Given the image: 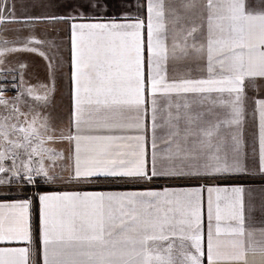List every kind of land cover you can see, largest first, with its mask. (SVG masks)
Instances as JSON below:
<instances>
[{"label": "snow or ice", "instance_id": "1", "mask_svg": "<svg viewBox=\"0 0 264 264\" xmlns=\"http://www.w3.org/2000/svg\"><path fill=\"white\" fill-rule=\"evenodd\" d=\"M67 3L76 11L75 16L69 13L67 17L42 19L85 20L91 18L85 15L90 9L108 7L106 3L102 5L101 0H67ZM184 7H195V0H187ZM146 11V20L126 15L125 22L113 18L109 23L71 24L73 122L77 134L57 136L46 118L37 127V121L41 120L39 114L29 121L25 113H20L25 116L26 126L11 127L23 133V142H8L26 151L34 139L39 144L31 147L23 171L13 166L11 177L0 175V186L9 185L11 192L26 191V185L39 189L43 184L65 179L90 182L92 178L111 177L136 183L155 177L213 176L247 170L238 148L231 160L227 155H220L223 149L219 133L222 126H236L239 132L245 89L251 87L259 91L257 81L264 80V0H256L255 4L250 0H205L201 15L205 16L206 24H193L186 32L181 26L173 35L171 46L167 21L171 16L174 24H178L182 19L178 10L167 8L165 0H147ZM4 22L5 17L0 14V23ZM180 33L183 35L178 39ZM197 33L205 44H197ZM18 50L0 48V56ZM188 57L203 60L207 76L170 80L169 61ZM172 93L219 95L206 112L186 117L183 135L179 128V106L175 117L168 113L164 125L170 129L166 141L169 147L158 160L154 135L149 167L143 135L144 121L149 115V97L155 132L157 119L163 114L157 97ZM34 99L46 103L47 95H36ZM217 102L225 109L223 117L214 110ZM7 103L0 99V104L7 106ZM255 105V113L259 115V163L264 172V99H255ZM14 111L19 112V109L14 107ZM82 126L107 134L81 136ZM5 127L0 122V137L8 140ZM190 137H195L191 146ZM173 138L176 139L173 141ZM62 139L75 140L74 165L67 177L55 171V159L63 158L62 155L44 147L47 141ZM232 139L239 145L238 135H232ZM114 145L117 148L124 145L130 150L113 151ZM44 154L52 160L51 165L43 162ZM32 156L41 157L36 167L32 166ZM5 159V151L0 147V174L9 171L3 165ZM13 183L15 187H11ZM202 191V188H194L163 193L38 194L43 264H204L205 256L207 264H248L249 256L264 258V228L246 226L244 189L240 187L231 189L233 196L225 198L223 207L221 190L207 189L209 225L205 253ZM213 192L217 193L215 207ZM0 199L8 197L0 195ZM31 203V198L0 203V244L31 245ZM213 219L216 221L214 230ZM224 219L232 223L222 227ZM156 241L168 242L163 249L166 255L157 250ZM174 248L178 257L172 255ZM28 257L29 247H0V264H28Z\"/></svg>", "mask_w": 264, "mask_h": 264}, {"label": "crops", "instance_id": "2", "mask_svg": "<svg viewBox=\"0 0 264 264\" xmlns=\"http://www.w3.org/2000/svg\"><path fill=\"white\" fill-rule=\"evenodd\" d=\"M187 0H165L167 8H175L178 10L182 19L178 24H174L171 16L168 17L167 27L169 39L168 43L171 46L172 37L177 34V30L183 26L185 32L193 25L204 24L203 16L201 12L203 10L204 2L203 0H195V7H187L184 5ZM107 4L108 7L102 6L97 9H90L85 15L91 17L85 20H68V19H57L48 20L42 19L43 17H67L69 13L72 16L76 15V11L68 6L67 0H0V14L5 17V22H22V23H33L34 26H47L52 31L51 38L45 39L43 36L31 37L30 42L27 38H18V46L16 49H21L22 46L26 45L33 51H28L32 56L29 60H19L15 65H17V71L21 77V91L23 95L21 100L25 102L20 104L19 108L25 106L27 107H39L40 109L49 108L53 109L57 113L56 118H52V124L50 118L47 119V123L50 129H55V134L59 136L61 133L65 137L68 135L75 136L77 134V129L74 124V85L72 81V23H109L112 22L113 18L117 22H125L123 17L128 16H139L140 19L146 20L147 17V0H101V4ZM36 18V19H33ZM206 21V20H205ZM2 24V23H0ZM183 33H180L177 38H181ZM197 35V44H205L206 41L199 33ZM146 39V37H145ZM44 40H46L44 42ZM34 41H39L36 43ZM192 40L189 38V43ZM42 44H50L49 58L51 61V66L49 70L39 69V66H43V62L38 59V54L42 48ZM10 48H15L11 46ZM168 77L169 79H181L185 77L190 78H204L207 76V72L204 70V61L196 57H188L187 59L178 61H169L168 65ZM148 69L145 67V73L147 75ZM42 81L44 85L53 91V96L50 99L47 93L39 92L38 90L24 91L25 84H36L38 81ZM248 82H246L247 84ZM23 84V85H22ZM257 85L259 91L251 87H246V99L244 102V115L242 118V123L239 126V132L236 130V126L231 128L227 126H222L219 136L222 140L223 151L220 155L223 157L227 155L228 159L231 160L232 156L235 154L238 148L239 154L245 164V172H229V173H217L213 176L201 175V176H184V177H155L151 180H143L140 182H127L122 184L125 187L118 189L107 188L110 183H99L100 179H115L123 180L122 178H92L90 183L95 184H85V182H80L72 186L69 185L68 188H62L61 184L57 185L54 183L43 184L47 187H59L57 189L43 192V193H62V192H79V193H128V192H158L163 193L165 190L169 192H179L181 190H188L194 188H202L201 196V227L202 232L205 236V253H206V236L208 231V198L209 194L207 189L209 187L214 189H220L219 195L221 196V205L225 204V198H231L233 196L231 189L240 187L244 191L242 193V199L245 208L246 226L249 228L259 229L264 228V172L260 170V145H259V115L255 113V99H264V80H258ZM47 95V102L36 101L34 97L36 95L44 96ZM219 94H197V93H172L166 96L157 97V104L163 109L162 117H158L157 125L158 127L153 131L150 102L149 97V115L144 121L145 129L143 131L144 147L146 152V159L149 162V167L151 166V157L153 152V137L156 138V152L158 154V160L163 154L164 150L169 147L167 141V133L169 132V127L164 125V120L167 118L169 112L175 117L177 113V106H179L180 120L179 128L181 130V135H183V129L187 126L186 117L187 116H197L199 113L206 112L209 107L213 106V100L218 97ZM17 96V95H16ZM205 97H209L205 99ZM217 113H220L223 117L225 109L219 106L218 102L214 109ZM66 115V116H64ZM41 120L37 121V127H39L40 122L44 119L42 116ZM29 121L32 118L28 119ZM173 123H176L173 120ZM198 123V122H197ZM11 124V123H9ZM8 124V125H9ZM159 125H164L160 127ZM197 125L194 123L192 125L195 128ZM11 130V128H10ZM43 131V129H41ZM49 134H52L49 132ZM81 136L89 135H105L103 130H96L89 128L87 126H82L79 133ZM232 135H238L240 143L236 145L235 141L232 139ZM176 138H173V141ZM195 137L189 138V146H191V140ZM3 140V139H2ZM9 141H19L23 142L22 137H13ZM84 141H82V144ZM134 143V141L132 142ZM215 143V141H214ZM34 145H38V140H33ZM32 144V145H33ZM44 147L54 150L58 156L62 155L63 158L55 159V171L67 177L74 165L75 158V140L69 141L68 139L47 141ZM3 150L5 151L6 157L11 155L22 156L25 155L26 159L29 157V152L23 150V148H14L9 142L3 140ZM113 151H129L126 146L121 145L117 148L115 145L112 147ZM48 155H43V162L52 164V160H48ZM6 160V159H5ZM4 160V161H5ZM41 160L40 156H32V166L36 167L38 162ZM3 161V162H4ZM167 163V162H166ZM179 163V162H177ZM47 165V164H46ZM159 166V164H158ZM19 169L23 171L20 166ZM126 182V181H125ZM76 183V182H75ZM63 185V184H62ZM126 186H128L126 188ZM100 188V189H96ZM227 190V191H224ZM38 194L35 192V196L31 191L28 196L20 198H8L7 200L0 199V203H10L16 199L31 198L32 203L29 208V224L30 231L32 234V243L28 244H0V247H29V257L28 264H43V244L41 239V221H40V205L36 197ZM217 193H212L213 206L215 207ZM37 205L38 213V224H37V235L34 228V204ZM213 230L215 228L216 221L212 220ZM231 221L224 219L221 221L222 227H227ZM259 236V233L257 232ZM167 241H156L154 242L157 250L161 254L166 255L163 252ZM179 244V241H177ZM172 255L178 257L179 253L174 248ZM204 264H207L206 256L204 259ZM248 264H264V258L259 255L249 256Z\"/></svg>", "mask_w": 264, "mask_h": 264}, {"label": "rangeland", "instance_id": "3", "mask_svg": "<svg viewBox=\"0 0 264 264\" xmlns=\"http://www.w3.org/2000/svg\"><path fill=\"white\" fill-rule=\"evenodd\" d=\"M205 3V0H203ZM251 3L255 4L256 0H250ZM203 16V22L206 24L205 16ZM52 31H50V28L47 26H34L33 23H22V22H4L0 24V48L4 49H10L11 46L17 47L18 41L16 39L18 38H27V40L30 42L31 37L34 36H43L45 39L51 38ZM4 41H7V43H4ZM46 40H44L45 42ZM43 50H41L38 54V59L43 62V66H39L40 68H43V70H49L51 66V61L49 58V51H50V44H42L41 45ZM25 48H29L28 46L24 45L21 47L20 50L14 51V52H6L4 56H0V99L7 101V106L0 104V122L4 123L6 125L4 131L6 132L8 136V140H5V142L9 141L13 137H22L23 133H20L18 131H14L12 129V125L19 126H26L24 125L25 122V116L20 115V113H25L27 115V119L33 118L37 114L39 116L45 118H50V122L52 121V118H56L57 109L53 111V109L49 108H43L40 109L39 107H27L24 105V107L19 108L20 104H24L21 100L22 95L24 94L23 91H21V77L18 73L17 65H15L19 60H29L30 57H32L27 50H24ZM10 83L15 84V87L18 86V94L17 96H12V93L10 90L12 89L10 86ZM23 85V84H22ZM38 90L42 93H47L49 95V98L51 99L53 96V91L48 89L46 85L43 84V82L40 80L36 84H25L24 85V91H30V90ZM14 107L19 109V112L14 111ZM66 116V115H64ZM7 118V119H4ZM11 123V124H9ZM9 124V125H8ZM52 124V122H51ZM11 128V130H10ZM52 129V128H51ZM3 139V138H2ZM36 146V145H32ZM29 146V149L32 147ZM23 150H25L23 148ZM29 157L25 155L18 156V155H11L10 157H6V160L3 162V165L5 168L9 169L8 172H5L2 175L5 178L11 177V170L13 166H15L17 169L21 166L23 168V164L28 162ZM50 160V159H48ZM47 165H51L49 163H45ZM34 167V166H33ZM110 180V179H109ZM113 182L110 183L112 185H109L108 187H118L122 184H125L127 182L123 180H115L111 179ZM67 182L65 180H57L54 182V184L62 186V188H68V186H65L66 184H73L72 186L79 184L80 182ZM90 182H85V184H88ZM51 184V183H50ZM63 184V185H62ZM95 184V183H90ZM9 185L0 186V195L7 196L8 198H20L24 196H28V194H31V191L33 192L35 196V192H37V188L26 185V191L21 190H14L9 192L8 188ZM11 187H15V184L11 185ZM42 187H47L43 186ZM51 189H57L59 187H47Z\"/></svg>", "mask_w": 264, "mask_h": 264}, {"label": "trees", "instance_id": "4", "mask_svg": "<svg viewBox=\"0 0 264 264\" xmlns=\"http://www.w3.org/2000/svg\"><path fill=\"white\" fill-rule=\"evenodd\" d=\"M97 182H99V183H112L113 184V182L114 181H112L111 179L110 180H108V179H100V180H98ZM122 187H125V186H123L122 185ZM128 186H126V188H127ZM107 188H113V189H118V188H121V186H118V187H107ZM96 189H100V188H97L96 187ZM51 190H54V189H51V188H48L47 189V187H40L39 189H37L36 191H37V193H43V192H47V191H51ZM37 224H38V213H37V205H36V203L34 204V228H35V233H36V235H37Z\"/></svg>", "mask_w": 264, "mask_h": 264}, {"label": "built area", "instance_id": "5", "mask_svg": "<svg viewBox=\"0 0 264 264\" xmlns=\"http://www.w3.org/2000/svg\"><path fill=\"white\" fill-rule=\"evenodd\" d=\"M10 87L12 88L10 92L12 93V96H16L18 94V86L15 87V84L10 83ZM0 147H3V140L2 137H0Z\"/></svg>", "mask_w": 264, "mask_h": 264}]
</instances>
